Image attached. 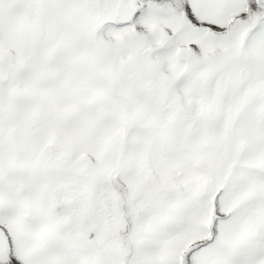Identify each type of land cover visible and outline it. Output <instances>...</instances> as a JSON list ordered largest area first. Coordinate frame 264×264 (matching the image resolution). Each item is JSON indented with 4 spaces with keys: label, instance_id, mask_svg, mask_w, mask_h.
<instances>
[{
    "label": "snow or ice",
    "instance_id": "snow-or-ice-1",
    "mask_svg": "<svg viewBox=\"0 0 264 264\" xmlns=\"http://www.w3.org/2000/svg\"><path fill=\"white\" fill-rule=\"evenodd\" d=\"M0 264H264V0H0Z\"/></svg>",
    "mask_w": 264,
    "mask_h": 264
}]
</instances>
